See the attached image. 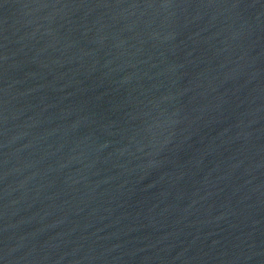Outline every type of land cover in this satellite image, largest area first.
<instances>
[{"label":"water","instance_id":"95a60500","mask_svg":"<svg viewBox=\"0 0 264 264\" xmlns=\"http://www.w3.org/2000/svg\"><path fill=\"white\" fill-rule=\"evenodd\" d=\"M0 264H264V0H0Z\"/></svg>","mask_w":264,"mask_h":264}]
</instances>
